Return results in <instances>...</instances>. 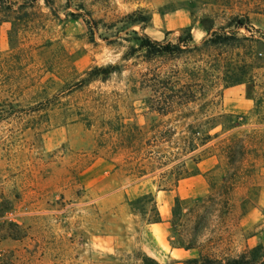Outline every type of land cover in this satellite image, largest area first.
<instances>
[{"label": "rangeland", "instance_id": "obj_1", "mask_svg": "<svg viewBox=\"0 0 264 264\" xmlns=\"http://www.w3.org/2000/svg\"><path fill=\"white\" fill-rule=\"evenodd\" d=\"M240 18L253 33L235 29ZM234 30L261 42L252 56L247 42L178 59L133 50L136 36L175 44L189 31L200 46ZM221 56L254 65L247 80L225 87ZM108 66L107 79L81 83ZM219 115L240 126L213 129L186 154L189 130L229 125ZM229 136L264 141V0H0V264H142L155 247L154 205L130 202L150 194L174 243L189 239L196 205L206 203L197 256L264 245V157L251 154L242 184L223 187ZM176 196L184 204L173 218Z\"/></svg>", "mask_w": 264, "mask_h": 264}, {"label": "trees", "instance_id": "obj_2", "mask_svg": "<svg viewBox=\"0 0 264 264\" xmlns=\"http://www.w3.org/2000/svg\"><path fill=\"white\" fill-rule=\"evenodd\" d=\"M126 19L129 20L128 24H143L147 22V17L144 16L139 17V19H134L133 16H129ZM234 26L236 30L244 29L249 33H253V28L249 25L248 19H237ZM134 40L138 42V48L133 50L145 51V56L149 59L164 56L178 59L185 54L203 56L206 52L212 53L220 48H238L246 42L250 44L247 48L250 50V56H252V52L255 49L253 43H261L259 40L254 39L253 35H251V37L239 36V32L235 30L231 32H213L200 46L193 45V37L189 31L183 32L175 44L171 42L160 43L152 41L147 36H136ZM250 56V60H255V56L253 58H250ZM215 61L219 66L218 74L222 76L221 79L224 81L225 87L239 85L245 82L247 80L246 68L249 67L253 69L254 66L251 64L249 65V61L246 59H242L240 61L241 64H237L238 62L232 58L222 56ZM205 68L206 66L204 65L203 68H200L201 70H199V72L204 73L206 71ZM114 72L115 68L111 66L95 68L89 72V77L83 79L81 83L87 84L95 81L99 77L105 80ZM219 118H225L229 121V125L225 126L224 124L219 123L213 125L209 130L188 131V135L183 139L184 151L186 154L192 155L211 142L215 137L211 134L213 129L222 127L225 132H229L240 126V124H234L235 117L232 115H219ZM212 121H215V119H212ZM222 151L228 167L223 187H226V185L229 184V190L234 191L238 188L239 184H242V182L239 181L243 180L248 175L246 172L244 173L242 166L249 159V156L254 153L257 156L256 159L264 157V141H257L256 137L245 139L236 136H229V138L223 143ZM143 175H145V173L142 171L140 176ZM193 175H195V173ZM181 176L182 174H179L176 181L183 178ZM148 202L154 205V216L148 221V224L161 223L163 219L153 195H143L136 200L131 201L130 205H143ZM207 202L211 204L209 206L211 208L213 206L212 198H209ZM183 204V200L177 196L174 197L172 209L173 218L178 214H182ZM205 205L206 203L204 201L203 203L196 205L199 209H202V212H198L194 216V221L192 222V227L189 232V239H185V234H179L180 237H178L176 243L172 242L171 239L169 240L172 247L184 250H198L200 248L199 238L207 228L209 222L208 218L210 216V212L208 211L209 208ZM172 225L174 226L175 223L172 222ZM141 261L142 264H161L157 260L147 256L142 257ZM181 264H264V245H257L249 248L234 258H213L200 253L198 257L185 260Z\"/></svg>", "mask_w": 264, "mask_h": 264}, {"label": "crops", "instance_id": "obj_3", "mask_svg": "<svg viewBox=\"0 0 264 264\" xmlns=\"http://www.w3.org/2000/svg\"><path fill=\"white\" fill-rule=\"evenodd\" d=\"M159 212L163 219L162 222L147 225L148 233L152 236V239L155 243V247L152 249H148V252L145 253L146 256L157 260L156 258L161 254H168L172 257L178 255L181 256L182 258V261L178 262V264H181L185 260L198 257L195 254V252L197 251L196 249L184 250V249L172 247L168 239L169 215L167 212H164L162 210H160ZM141 246H142L141 249L144 251L145 247L143 245Z\"/></svg>", "mask_w": 264, "mask_h": 264}]
</instances>
